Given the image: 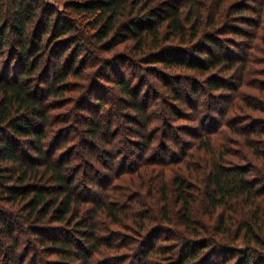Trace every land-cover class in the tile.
Segmentation results:
<instances>
[{
  "label": "trees",
  "instance_id": "obj_1",
  "mask_svg": "<svg viewBox=\"0 0 264 264\" xmlns=\"http://www.w3.org/2000/svg\"><path fill=\"white\" fill-rule=\"evenodd\" d=\"M248 2L0 0V264H264Z\"/></svg>",
  "mask_w": 264,
  "mask_h": 264
},
{
  "label": "rangeland",
  "instance_id": "obj_2",
  "mask_svg": "<svg viewBox=\"0 0 264 264\" xmlns=\"http://www.w3.org/2000/svg\"><path fill=\"white\" fill-rule=\"evenodd\" d=\"M255 1L256 0H249V2L247 3V4H249V5H254V3H255ZM260 56V55H259ZM201 100H206V94H204L203 92H201L200 91V93H199V96H198ZM163 109H164V106H163V102H158V110H160V111H163ZM212 112V114H213V116H215L216 118H218V115H219V112L217 111L216 113L214 112V111H211ZM116 120H121V119H119V117L118 116H116ZM174 124V123H173ZM122 132H124V130L122 131ZM183 135V136H182ZM179 136H182L183 137V139H184V137L186 138V137H188V135L187 134H179Z\"/></svg>",
  "mask_w": 264,
  "mask_h": 264
}]
</instances>
